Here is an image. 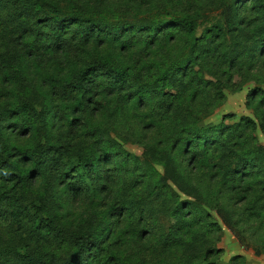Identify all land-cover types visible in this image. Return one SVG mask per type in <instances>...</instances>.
Returning a JSON list of instances; mask_svg holds the SVG:
<instances>
[{
  "label": "rangeland",
  "instance_id": "obj_1",
  "mask_svg": "<svg viewBox=\"0 0 264 264\" xmlns=\"http://www.w3.org/2000/svg\"><path fill=\"white\" fill-rule=\"evenodd\" d=\"M48 1L83 15L157 14L161 21H195L196 28L192 35L175 29L148 41L136 33L139 38L127 50L108 39L54 49L33 39L34 26L26 9L19 4L0 6V111H9L15 101H29L40 109L39 103H34L37 97L44 94L55 99L47 76L66 77L98 58L122 64L131 74V84L153 81L175 62L183 71L182 76L172 73L176 84L167 89L173 95L163 109L156 106L157 102L139 101L135 105L116 93H95L93 101L100 102H94L86 112L73 110L70 115L78 120L69 124L64 120L69 104L54 102L55 114L59 116L49 118L48 128L53 144L59 146L50 155L55 160L35 170L28 185L31 193L52 202L55 226L45 228L75 227L88 219L118 213L107 221L102 234L118 258L116 264H264V175H259L264 170V160L257 164L255 154L253 158L248 156L257 168L249 175L242 174V182L238 181L236 187L225 183V166H243L247 143L264 149L260 119L264 111L260 99L264 96V57L248 51L253 43L260 46L264 36V9L257 5L263 0ZM230 3L236 6L235 25L227 24L223 12ZM209 29L212 30L207 33ZM203 34L208 36L207 45H200ZM245 41L252 43L245 45ZM197 49H202L201 53ZM206 49L210 50L205 52ZM18 62L21 63L15 66L17 70L24 67L20 77L9 73ZM255 90L261 96L250 98ZM246 119L251 121L250 126L245 125ZM7 123V137L14 147L25 150L36 144V136L23 125L15 126L14 118L8 117ZM212 126L222 127L225 133L200 158L174 151L173 139L178 132ZM48 128L36 133L41 144L45 141L44 129ZM148 146L178 153L177 162L185 179L200 193L186 195L170 179L164 180L174 194L170 204L178 201L187 206L182 222L175 227L179 243L159 236L157 219L150 217L154 214L146 212V217L140 216L143 206L159 207L169 190L154 187V182L164 176L161 163L129 162L132 155L143 158ZM106 153L109 164L98 168H103V179L81 178L83 156L95 162L97 154L101 157ZM31 163L20 162L16 169L27 173L33 169ZM70 182L78 183L80 193H71ZM11 185L0 187V191L16 189L18 197L23 184H16L15 188ZM10 203L5 199L0 212V250L41 257L45 252L60 251L59 234L32 226L24 214L17 217L18 210ZM159 218L166 228L160 227L159 233L170 230L171 220L165 215ZM9 257L8 263L16 259Z\"/></svg>",
  "mask_w": 264,
  "mask_h": 264
},
{
  "label": "trees",
  "instance_id": "obj_2",
  "mask_svg": "<svg viewBox=\"0 0 264 264\" xmlns=\"http://www.w3.org/2000/svg\"><path fill=\"white\" fill-rule=\"evenodd\" d=\"M8 4L23 7L31 15V24L34 26L33 39L41 40L47 47L52 46L55 48L67 49L73 44L87 45L89 42L110 40L117 41L119 46L123 50L131 48L135 39L136 33H140L145 41L148 39H156L157 34H166L172 32L175 29L183 30L187 34H193L196 28L195 21L192 20H176L171 19L167 21L159 20L157 14L150 15H135L127 17L124 14H100V15H83L76 13L67 7H63L54 2H47V0H0V6H7ZM264 9V0L257 4ZM260 9V10H263ZM224 15L226 16L227 24L231 23L235 25L234 16L236 15L235 4H228L225 6ZM24 21V18L21 19ZM26 30V29H25ZM212 29L207 30L209 33ZM221 32V29H218ZM264 33V32H263ZM31 36V35H30ZM29 36V37H30ZM203 38V39H202ZM208 36L202 35L200 45H207ZM260 46L253 43V48L248 50L252 53L258 52V55L262 54L264 57V36L261 39ZM252 43V41H245V45ZM244 44V43H243ZM243 45V46H245ZM199 47V45H197ZM205 48V47H204ZM200 53L202 51L197 49ZM204 50V49H203ZM210 49H206L208 52ZM21 62L14 65L13 69L9 73L16 74L17 77L22 76L24 67L16 69ZM172 68L162 71L157 77L148 79L146 81H138L136 84H131L130 76L127 68L122 64H117L113 59L98 58L93 64L86 65L80 68L78 71L72 72L63 78H56L47 76L46 80L51 83V87L54 92L55 99L51 100L47 95H41L34 103H39L40 109L29 101H15L9 111H0V187L6 188L7 185L12 183L11 187L15 188L16 184H23L22 191L17 197L16 189H8L0 191V212L4 200L11 201V207L18 210L16 216L23 215L32 226L36 228L45 229L48 232H54L59 234L62 239V248L59 252H45L42 257L33 255L27 252L13 251L7 253L6 250H0V263L3 264L10 259V256H14V261L8 264H116L118 258L106 245L107 240L102 237V234L107 225V221L112 220L117 216L113 213L110 217H102L95 219H88L79 223L75 227L62 226L58 230L47 229L45 227L55 226V217L52 216L54 208L52 202L41 195H35L30 192L28 185L30 184V178L32 174H36L35 170H41L42 167H47L50 161L55 160L50 155L54 154V151L58 149V145H54L51 137V130L48 128L51 125L49 118H58V114H55V104H69L66 106V113L64 114V120L69 124L78 120L71 117L70 113H81L88 111L92 104L100 101H93L95 93L107 94L109 92L121 95L125 102H132L137 105L139 101L144 104L157 102L156 106L159 109L167 108L172 100V93L167 91L175 87L174 74H180L182 76V67L179 63ZM250 98L255 99L256 96H261L259 90H255L250 93ZM262 104H264V96L260 97ZM20 102V103H19ZM166 104V105H164ZM94 105V104H93ZM260 106V104H259ZM12 117L16 120L14 125L20 124L33 133L36 138V144L30 148L20 149L14 147V145L8 140L6 133L7 118ZM261 128L264 131V111L260 114ZM244 122V121H243ZM251 121L246 119L245 125L250 126ZM44 129L43 138L44 142L41 144L36 133ZM96 131V126L93 127ZM186 128L178 132L174 136L173 149L175 152L182 153L185 156L194 158H200L202 154H205L212 146H216L219 137L224 135L222 127L212 126L210 128H199L195 130H189ZM186 131V132H185ZM228 133V132H227ZM229 135V133H228ZM66 150V149H65ZM245 153V161L243 166L239 169H233V166L226 165L225 168V183L228 187H236L235 184L241 181L242 174L249 175L253 172L254 168H257V164L262 163L264 160V149L261 145L249 142L247 143ZM171 150L158 149L153 146H148L144 152L143 158H139L135 155L131 156L129 162L140 164L141 161H158L164 166V176L154 182V187L162 188L166 190V198L161 202L159 207L143 206V211L140 216L146 217L145 213H151L155 216H150L153 220L157 219L158 225L156 227L157 233L163 240L170 239L175 243H179L175 227L179 225L183 220V213L187 206H183V203L174 201V204H170L173 200L174 194L171 192V188L168 184L164 183L165 178L170 179L176 187L184 192L186 195L199 196L198 190L185 179L184 172L180 168L177 162V154ZM256 156V163L249 159L248 156L253 158ZM17 158V156H19ZM84 173L81 178H87L97 181L102 180L104 173L103 168L99 171V167L109 164L108 153L101 157L97 154L95 158L97 160L93 162L91 159L83 156ZM218 161H222L219 157H215ZM197 160V159H196ZM235 161L233 159L231 164ZM20 162L27 164L32 162V168L28 169L27 173L22 170L16 169ZM35 168V169H34ZM26 170V169H25ZM105 171V169H104ZM23 172V173H22ZM259 175H264V170L259 172ZM18 179L15 181V179ZM163 183V185H161ZM26 188V189H25ZM68 188L73 195L80 193V187L78 183H68ZM25 189V190H24ZM12 193V194H11ZM5 194H7L5 197ZM19 201V203H17ZM184 203L192 204L185 201ZM131 209L134 208L129 206ZM225 214L228 211L223 209ZM52 212V213H51ZM223 212L222 216L226 217ZM1 214V213H0ZM19 214V215H18ZM135 214V211H134ZM159 215H165L171 220L170 230L161 231L166 228L160 222ZM227 218V217H226ZM44 227H43V226ZM209 252V251H208ZM207 252V253H208ZM5 260V261H3Z\"/></svg>",
  "mask_w": 264,
  "mask_h": 264
}]
</instances>
